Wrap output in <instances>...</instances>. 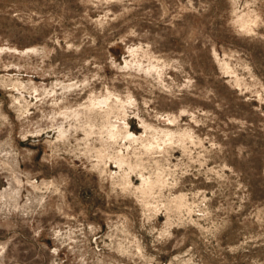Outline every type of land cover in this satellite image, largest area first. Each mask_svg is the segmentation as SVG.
Here are the masks:
<instances>
[{
	"label": "rangeland",
	"instance_id": "374dc122",
	"mask_svg": "<svg viewBox=\"0 0 264 264\" xmlns=\"http://www.w3.org/2000/svg\"><path fill=\"white\" fill-rule=\"evenodd\" d=\"M0 264H264V0H0Z\"/></svg>",
	"mask_w": 264,
	"mask_h": 264
},
{
	"label": "bare ground",
	"instance_id": "6f19581e",
	"mask_svg": "<svg viewBox=\"0 0 264 264\" xmlns=\"http://www.w3.org/2000/svg\"><path fill=\"white\" fill-rule=\"evenodd\" d=\"M129 134L133 135L132 133H129Z\"/></svg>",
	"mask_w": 264,
	"mask_h": 264
}]
</instances>
